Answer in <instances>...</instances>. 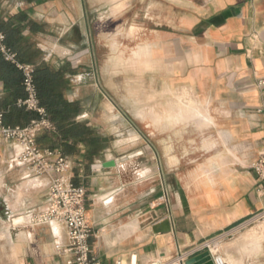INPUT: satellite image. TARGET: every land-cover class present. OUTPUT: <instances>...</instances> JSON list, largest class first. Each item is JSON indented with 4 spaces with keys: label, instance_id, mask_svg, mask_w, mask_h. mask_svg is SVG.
<instances>
[{
    "label": "crops",
    "instance_id": "1",
    "mask_svg": "<svg viewBox=\"0 0 264 264\" xmlns=\"http://www.w3.org/2000/svg\"><path fill=\"white\" fill-rule=\"evenodd\" d=\"M123 6L119 36L131 38L136 30L138 40L132 61L122 48L118 61L113 60L112 33L106 32L100 61L95 28L82 0H0L5 20L27 17L21 36L45 63L69 65L75 72L66 76L69 101L79 102L81 56H86L91 86H96L98 66L105 86L113 76L125 86L121 142L137 161L151 166L148 180L157 186L146 195L127 190L125 175L114 172L116 161L110 157L89 162L82 154L71 161L74 183L87 190L93 254L102 264H132L134 259L136 264H175L180 259L204 261L210 246L226 264H249L256 259L249 243L259 244L258 230H264L263 218L246 231L264 211V194L250 168L264 153V87L258 85L264 79V0H126ZM107 9L104 15L111 16ZM28 23L40 30L31 32ZM74 31L83 43L65 44ZM134 84L141 96L129 94ZM9 94L0 80V101ZM85 123L91 126L89 119ZM17 153L13 143L0 145V212L14 225L24 218L19 224L25 226L14 227L19 234L9 245L19 251V264H66L55 248L54 232L61 231L66 241L58 226H38L43 240L22 236L29 225L24 213L40 208L47 190L45 180L39 187L24 168L8 169ZM130 157L127 153L124 160ZM106 162L115 166L104 167ZM37 190L39 201L32 193ZM164 192L169 208H152ZM260 257L264 260V253Z\"/></svg>",
    "mask_w": 264,
    "mask_h": 264
},
{
    "label": "built area",
    "instance_id": "2",
    "mask_svg": "<svg viewBox=\"0 0 264 264\" xmlns=\"http://www.w3.org/2000/svg\"><path fill=\"white\" fill-rule=\"evenodd\" d=\"M256 35L251 38L255 40ZM0 55L8 62L16 64L24 75V87L27 97L19 101V105L28 111L35 112L37 119L25 127H11L4 122V115L0 112V145L13 143L17 146L18 153L9 160V170L24 168L30 177L42 187L46 181V201L38 209H30L25 215L29 219V226L38 227L48 225L51 228L57 225L64 230L66 241L54 232L55 245L59 255L66 258V264H102L100 259L93 254L91 238L92 227L87 218V190L83 185L75 184L71 176L73 165L69 157L58 149L42 148L37 143V135L43 131H53L54 125L47 116V112L40 106L37 91L33 83L34 67L20 64L16 55L4 44V35L0 32ZM264 87V79L258 82ZM259 183L258 191L264 194V153L252 163ZM169 208L167 192H164L160 203H151L150 206ZM264 218V211L261 215ZM210 256L215 264H226L219 257L213 255L208 246ZM184 259L178 264H186ZM175 263V264H176ZM132 264H136L133 262Z\"/></svg>",
    "mask_w": 264,
    "mask_h": 264
},
{
    "label": "rangeland",
    "instance_id": "3",
    "mask_svg": "<svg viewBox=\"0 0 264 264\" xmlns=\"http://www.w3.org/2000/svg\"><path fill=\"white\" fill-rule=\"evenodd\" d=\"M84 4V8L90 12V24L93 28V41L95 43L96 48V54L100 61H102L103 54L105 51L104 48V42L102 40V34L103 33H112L110 34V43L111 47L113 49L112 51V58L113 60L118 61L120 56V48L122 50H127L128 52V61L131 60V52H134V48L137 45L138 40L135 38L136 30L131 32V38H121L120 35V23L118 21L119 17V7L120 5H124L126 0H82ZM105 8H111V16L109 14L104 15ZM108 10V9H107ZM95 12L94 15H92V12ZM110 17H112L110 19ZM123 29V28H122ZM124 31V29H123ZM124 33V32H122ZM64 43H71L72 41H79L81 44L83 43V39L81 38L80 32H73V37L71 38H64ZM85 59V60H84ZM80 73L83 75V77L80 78V108H81V114L89 113V118L86 117H78L77 121L81 123H85L90 120L91 128L94 129L95 133L107 140L108 142V148L104 151L103 154L100 157L96 158L94 161H107L106 158H112L114 161H116V167L114 169V172L118 173L121 172L125 175V185L126 189L131 192L140 191L143 192L144 195L151 192V190L157 186V183H153L152 181H149V175H151L152 170L150 165H143L141 161H137L135 158V155H131V150H127V145L124 144V141L121 142V134L119 133L120 125H121V118H119L120 114L126 113V104L123 102L124 97L127 95L125 92V86L121 87L120 83L121 80L119 76H113L111 78V85L105 86L104 85V79L101 72V69L98 66V69L95 70V84L96 86H91L92 77H89L87 75V70L84 62H86V56L80 57ZM130 72V71H129ZM131 73V72H130ZM113 75H118L113 73ZM129 76L134 77V74H129ZM129 94L133 97H135L138 93L142 94L141 89L139 90L136 88L135 84L130 86L129 88ZM129 110V109H128ZM132 110V109H131ZM115 115V116H114ZM131 124L133 126L136 125V121L132 118H130ZM116 127L115 132H111L113 127ZM127 153L132 158L129 161L124 160ZM77 156H69L70 161H73V159ZM119 166V167H118ZM119 168V169H118ZM73 171V169H72ZM30 176V174L28 173ZM32 178V177H31ZM20 184V183H18ZM34 199L35 201L41 200L42 193H39V190L33 191ZM162 195L160 196L157 201L155 199L154 203H160ZM151 200V199H150ZM152 200V201H153ZM146 204V202H145ZM146 206V205H145ZM42 207V206H41ZM145 210V209H144ZM25 214V213H24ZM1 217L3 216L0 212ZM22 216V215H19ZM18 217V216H17ZM0 221V264H19L18 256L19 251L15 249V247L9 245V241L12 242L13 237H15L16 234H19V230H14V227L16 228H25L22 224L14 225V222L8 217H2ZM263 218H259L256 220V223L249 226L246 231L252 230L254 227H257L259 221H263ZM57 225H54L55 229ZM28 227L25 229L27 232H22V236L28 237L27 239H30L31 235L34 238V241L36 237L39 238V240H43V234L38 231L39 227ZM30 230V231H29ZM24 231V230H23ZM35 231V233L33 232ZM260 242L259 244H253L250 242L251 249H255V255L256 259L254 261H251L249 264H264V260L260 255L264 253V230H258ZM54 242V241H53ZM217 245L219 243H216ZM56 248V247H55ZM220 247L218 246V249ZM178 264V263H176Z\"/></svg>",
    "mask_w": 264,
    "mask_h": 264
},
{
    "label": "trees",
    "instance_id": "4",
    "mask_svg": "<svg viewBox=\"0 0 264 264\" xmlns=\"http://www.w3.org/2000/svg\"><path fill=\"white\" fill-rule=\"evenodd\" d=\"M27 20L23 14L8 20L0 16V32L4 35L5 46L16 55L17 61L34 67L33 83L40 106L46 110L54 125L53 131L38 133L37 143L42 148L58 149L67 157L83 154L85 161L92 162L108 148L109 140L97 135L86 123L77 121L81 114L80 103L71 102L66 97L69 86L66 76L75 72L69 65L56 68L42 60L41 52L33 48L29 39L21 36L23 22L27 24ZM15 21H19L20 25L17 26ZM28 24L31 32L40 30L37 24ZM0 80L10 91V94L0 101V112L4 115L5 124L11 127L28 126L38 116L19 105V101L27 97L24 75L16 64L6 61L2 55Z\"/></svg>",
    "mask_w": 264,
    "mask_h": 264
},
{
    "label": "water",
    "instance_id": "5",
    "mask_svg": "<svg viewBox=\"0 0 264 264\" xmlns=\"http://www.w3.org/2000/svg\"><path fill=\"white\" fill-rule=\"evenodd\" d=\"M115 162H106L104 163V167H114ZM186 264H215L212 257L210 255H207L204 258V261H197L196 259H192L188 261Z\"/></svg>",
    "mask_w": 264,
    "mask_h": 264
},
{
    "label": "bare ground",
    "instance_id": "6",
    "mask_svg": "<svg viewBox=\"0 0 264 264\" xmlns=\"http://www.w3.org/2000/svg\"><path fill=\"white\" fill-rule=\"evenodd\" d=\"M34 181V180H33ZM28 183H30V182H28ZM35 184V183H34ZM33 184V187H35V185ZM24 221V218H20V219H16V221H15V225H17V224H19V223H22ZM220 258V260L222 261V262H224V259L222 258V257H219ZM134 262L136 263L137 262V260L136 259H134ZM225 263V262H224Z\"/></svg>",
    "mask_w": 264,
    "mask_h": 264
}]
</instances>
